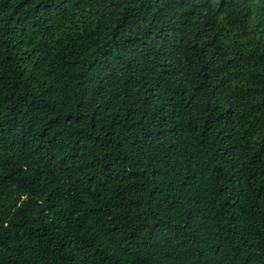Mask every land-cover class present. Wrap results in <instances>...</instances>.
Returning <instances> with one entry per match:
<instances>
[{
  "label": "trees",
  "instance_id": "1",
  "mask_svg": "<svg viewBox=\"0 0 264 264\" xmlns=\"http://www.w3.org/2000/svg\"><path fill=\"white\" fill-rule=\"evenodd\" d=\"M0 264H264V0H0Z\"/></svg>",
  "mask_w": 264,
  "mask_h": 264
}]
</instances>
